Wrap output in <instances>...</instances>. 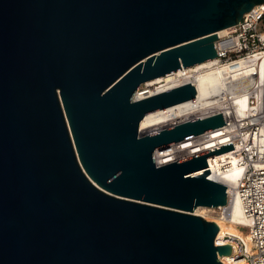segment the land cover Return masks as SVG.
<instances>
[{"label":"water","instance_id":"95a60500","mask_svg":"<svg viewBox=\"0 0 264 264\" xmlns=\"http://www.w3.org/2000/svg\"><path fill=\"white\" fill-rule=\"evenodd\" d=\"M264 0H0V264H224L231 244L193 211L227 205L208 159L155 151L226 125L221 113L147 136L191 83L146 81L218 56L217 32Z\"/></svg>","mask_w":264,"mask_h":264},{"label":"built area","instance_id":"2783aa9c","mask_svg":"<svg viewBox=\"0 0 264 264\" xmlns=\"http://www.w3.org/2000/svg\"><path fill=\"white\" fill-rule=\"evenodd\" d=\"M243 16L241 21L219 35L215 41L218 56L203 69L226 73L222 79L224 91L213 95L218 101L214 106L216 111L206 112V115L221 113L225 117L226 125L217 131L221 134L217 138L222 137L220 140L225 141L219 144L232 142L236 163L243 169L234 183L226 185L228 203L222 207L229 214L235 201H239L246 223L238 224V227L246 228L247 235H228L226 243L233 248L236 245L235 257L242 258L246 264H264V78H260L264 57V3ZM240 62H246L249 68L244 72L238 70V76L234 77L235 65ZM250 83L248 106L255 110L253 119L238 115L240 104L236 103L237 97L248 91ZM225 112L229 113L225 115ZM227 159L221 162L223 171L232 168L233 161L230 162V157Z\"/></svg>","mask_w":264,"mask_h":264},{"label":"bare ground","instance_id":"6f19581e","mask_svg":"<svg viewBox=\"0 0 264 264\" xmlns=\"http://www.w3.org/2000/svg\"><path fill=\"white\" fill-rule=\"evenodd\" d=\"M225 31L226 29L219 30L217 34L223 35ZM211 61L212 60H208L202 63L195 64V66L192 67L181 68L176 72L168 73L166 75H163L162 77L155 78L146 81V83H144L145 85H147L148 83H154L162 80L171 82L176 78H182L183 80L177 86L175 85V83H170L169 86L164 87L162 90L159 91L157 90L151 91L148 89L146 90L138 89L136 91L134 98L136 100H143L146 99V97L163 93L164 91L177 88L186 83H191L197 88V95L195 99L181 102L180 104L177 105H172L157 111L147 113L142 118V121L140 123L142 134L148 133L149 131L152 132V134H154L163 131L167 127L177 125L182 122L195 120L197 118H207V116L210 117V114L206 115V112L211 113L213 111H216V109H214V106H216L215 103H217L218 101H216L215 98H213V95L219 94L220 92L224 91L225 84L222 81V79L226 77V73H224V71H217V70L204 71L203 69L209 66ZM235 66L237 67V69L235 70L237 72H234L232 74L235 75L234 77L238 76L239 74L238 70H242V72H244L249 68L246 62L245 63L240 62ZM260 66H261L260 78L263 79L264 57ZM250 85L251 83L248 84L247 87H249ZM249 90L250 87L248 88V91H246L244 94L239 95L237 97L236 103L240 104V107L238 109V115L243 116L245 118L250 117L251 119H253L252 115L255 113V110L251 109L248 106V98L250 96ZM219 111L223 112V110H219ZM193 113L196 114L195 118L193 116ZM227 113L229 112H225V115H227ZM218 129L219 128L204 134L197 135L196 137L181 140V142L172 144L168 147L166 146L161 150H156L155 151L156 163L158 165H165L170 162L179 160L182 157H188V156L190 157L193 155H198V153L206 152L208 150H212L216 147L221 146L219 143L224 142L225 140H220L223 139L222 137L217 138L218 135H221L219 132H217L219 131ZM139 135H140V129H139ZM209 137H211V139H209ZM229 157L231 158L230 162L233 161L232 168L230 171H223L221 167L223 163L221 162L227 161L228 160L227 158ZM235 158H236L235 151L232 149L231 151L217 154L214 157H211V160L208 164L209 167L208 169H199L198 171H194L192 175L198 174V172L210 170L211 173L208 175L209 179L214 181L216 180L225 185L232 184L235 182L237 178H239L243 170L242 167L237 165ZM221 208L223 209V207ZM223 217L224 218L221 220H216V223L219 225V229L221 231L224 228H226L224 225L226 222L237 221L239 224L246 223V220L242 215L240 203L237 200L232 205L229 214H226ZM235 234L238 235L237 233ZM246 235L247 234H245L244 237H246ZM216 242H219V238L216 239ZM232 249H233V253L231 255L221 256V260L223 261V263L246 264L242 258L235 257V253L237 251L235 244H234V248L232 246Z\"/></svg>","mask_w":264,"mask_h":264},{"label":"rangeland","instance_id":"374dc122","mask_svg":"<svg viewBox=\"0 0 264 264\" xmlns=\"http://www.w3.org/2000/svg\"><path fill=\"white\" fill-rule=\"evenodd\" d=\"M182 80H183L182 78H176L175 80H173L171 82H167L166 80H162V81H158V82H154V83H148L147 85L143 84V85H141L140 89H142V90L148 89V90H151V91H156V90L159 91V90H162L164 87L169 86L170 83H175V85L177 86V85H179V83ZM193 116L195 118L196 114L193 113ZM147 134H152V132L149 131L148 133L142 134L141 133V127H140V135L141 136H147ZM193 213L196 214V215H201L204 218H206L207 220L214 221L215 223H216V220H221V219L224 218L223 216L226 215L225 210L222 209L221 207L209 208V207H206V206H199V208H196L193 211ZM238 224L239 223L237 221L226 222L224 224L226 228H224L222 231L219 229V231L217 233L218 234L217 239L219 238V242H217V243L225 244L227 242L228 235H233L235 233H237L238 235L244 237L245 234H247V229L243 228L241 226L238 227Z\"/></svg>","mask_w":264,"mask_h":264}]
</instances>
